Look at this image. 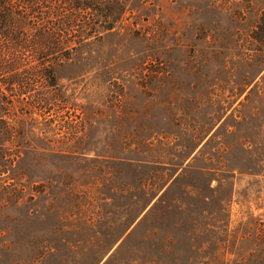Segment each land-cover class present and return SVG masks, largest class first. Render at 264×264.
Returning a JSON list of instances; mask_svg holds the SVG:
<instances>
[{
    "label": "rangeland",
    "instance_id": "1",
    "mask_svg": "<svg viewBox=\"0 0 264 264\" xmlns=\"http://www.w3.org/2000/svg\"><path fill=\"white\" fill-rule=\"evenodd\" d=\"M263 10L128 0L54 86L0 92V264H260Z\"/></svg>",
    "mask_w": 264,
    "mask_h": 264
},
{
    "label": "trees",
    "instance_id": "2",
    "mask_svg": "<svg viewBox=\"0 0 264 264\" xmlns=\"http://www.w3.org/2000/svg\"><path fill=\"white\" fill-rule=\"evenodd\" d=\"M127 2L0 0V92H29L33 83L40 89L54 86V67L120 24ZM257 28L264 47V10ZM153 192L149 201L158 189ZM255 238L264 247V219L257 221Z\"/></svg>",
    "mask_w": 264,
    "mask_h": 264
}]
</instances>
